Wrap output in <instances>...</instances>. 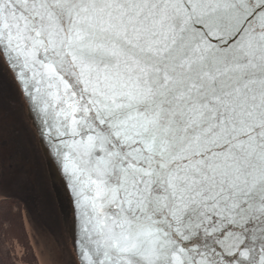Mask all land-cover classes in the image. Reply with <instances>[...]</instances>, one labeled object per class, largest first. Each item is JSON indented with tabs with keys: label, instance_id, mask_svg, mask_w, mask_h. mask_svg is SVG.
<instances>
[{
	"label": "snow or ice",
	"instance_id": "obj_1",
	"mask_svg": "<svg viewBox=\"0 0 264 264\" xmlns=\"http://www.w3.org/2000/svg\"><path fill=\"white\" fill-rule=\"evenodd\" d=\"M5 73L70 190L59 264H264V0H0Z\"/></svg>",
	"mask_w": 264,
	"mask_h": 264
},
{
	"label": "water",
	"instance_id": "obj_2",
	"mask_svg": "<svg viewBox=\"0 0 264 264\" xmlns=\"http://www.w3.org/2000/svg\"><path fill=\"white\" fill-rule=\"evenodd\" d=\"M6 75L14 87L16 95L13 96L18 112L6 116L0 107V200L17 199L43 209L48 202V196H53L62 218L67 247L74 251V234L69 230V224L74 220L70 190L65 187L62 173L46 154L36 127L39 118L33 119L35 113L29 111V101L22 86L7 73ZM17 126L23 131L28 144L34 147L30 157L34 156L39 161L42 159L43 167L38 164L26 165L28 156L21 145V136L15 128ZM43 170L46 171L48 180L42 176Z\"/></svg>",
	"mask_w": 264,
	"mask_h": 264
},
{
	"label": "flooded vegetation",
	"instance_id": "obj_3",
	"mask_svg": "<svg viewBox=\"0 0 264 264\" xmlns=\"http://www.w3.org/2000/svg\"><path fill=\"white\" fill-rule=\"evenodd\" d=\"M13 95L14 87L5 73L0 76V102L7 105L6 116L18 112ZM15 128L28 156L26 165L43 167L42 159L30 157L34 147L28 144L21 128ZM43 175L48 180L44 170ZM47 201L46 207L40 209L17 199L0 200V264H58L57 251L69 248L56 201L51 195Z\"/></svg>",
	"mask_w": 264,
	"mask_h": 264
},
{
	"label": "bare ground",
	"instance_id": "obj_4",
	"mask_svg": "<svg viewBox=\"0 0 264 264\" xmlns=\"http://www.w3.org/2000/svg\"><path fill=\"white\" fill-rule=\"evenodd\" d=\"M0 107L2 108V110H3L5 113H7V111H6V107H7V105H6L4 102H0Z\"/></svg>",
	"mask_w": 264,
	"mask_h": 264
},
{
	"label": "rangeland",
	"instance_id": "obj_5",
	"mask_svg": "<svg viewBox=\"0 0 264 264\" xmlns=\"http://www.w3.org/2000/svg\"><path fill=\"white\" fill-rule=\"evenodd\" d=\"M31 148H32V146H31ZM33 150H34V148H32Z\"/></svg>",
	"mask_w": 264,
	"mask_h": 264
}]
</instances>
